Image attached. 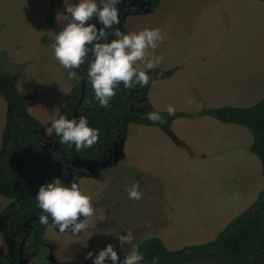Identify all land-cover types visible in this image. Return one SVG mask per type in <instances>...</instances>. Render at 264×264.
Segmentation results:
<instances>
[{"label": "rangeland", "instance_id": "rangeland-1", "mask_svg": "<svg viewBox=\"0 0 264 264\" xmlns=\"http://www.w3.org/2000/svg\"><path fill=\"white\" fill-rule=\"evenodd\" d=\"M53 1L0 0V66L14 72L26 93L38 91L45 131L58 119L67 90L74 86L68 70L54 58L57 35L46 19ZM61 1L58 20L68 24ZM137 1L142 5L147 0ZM125 14V34L161 31L164 41L149 49L148 57L161 62L148 74L170 73L153 78L147 96L134 104L136 109L151 105L166 111L172 105L176 111L196 113L225 105L249 107L264 97L261 0H163L155 11L143 6ZM137 66L147 71L143 63ZM10 116L0 93V153ZM252 142L248 128L209 115L182 116L172 123L170 133L158 125L130 124L126 138L116 144L117 161L98 175L83 170L75 174L95 210L91 227L78 235L49 227L45 238L53 246L50 251L43 246L41 262L94 264L108 244L124 258L130 247L122 249L117 235H127L126 230L132 231L136 245L158 236L172 249L214 239L264 187ZM133 185L142 193L140 200L128 197L126 189ZM10 201L0 194V220ZM1 229L0 224V254H7ZM89 252L92 259L86 258ZM185 264L224 263L203 258Z\"/></svg>", "mask_w": 264, "mask_h": 264}, {"label": "trees", "instance_id": "trees-1", "mask_svg": "<svg viewBox=\"0 0 264 264\" xmlns=\"http://www.w3.org/2000/svg\"><path fill=\"white\" fill-rule=\"evenodd\" d=\"M132 1L121 0L117 6L119 17L128 11L125 9L127 6L134 9ZM162 1L147 0V11H155ZM61 4V0H54L46 15L47 24L56 35L65 27L58 20ZM88 23L102 27L95 17ZM119 24L108 31L119 30ZM121 32H125L124 26ZM113 37H109V42ZM86 67L78 69L80 81L69 92L58 117L78 120L83 116L90 127L99 131L97 144L77 152L74 145L61 146L58 137L55 138L56 144L49 145V140L43 135L41 121L29 110L31 98L21 93L13 74L0 66V93L7 100L11 113L3 131L0 153V194L11 200L2 212L1 231L8 242V253L0 254V264H20L22 245L24 258L45 264L41 262L40 255L46 242V230L58 228L53 225L51 217L47 225L39 221L42 214L36 203L39 187L56 178L69 187L71 182L77 183L75 174L80 168L73 165V159L77 156L96 160L108 158L116 144L126 138L132 123L158 125L170 133L172 123L182 116L209 115L224 123L242 125L253 133L250 150L259 158L264 176V97L249 107L225 105L196 113L175 111L174 116L151 105L136 109L134 104L147 96L153 78L170 74L159 71L148 74L151 79L146 87L137 85L126 89L121 83L109 106L104 108L94 98ZM89 100L91 104L86 102ZM150 112H159L165 123L148 120L146 113ZM71 170L72 180L68 182ZM31 217L34 219L28 221ZM138 251L144 257L141 264H151L154 258L158 259V264H185L203 258L216 259L224 264H264V187L251 205L232 218L214 239L172 249L160 237L152 236L139 243ZM123 259L120 257L121 262ZM108 264L113 262L108 260Z\"/></svg>", "mask_w": 264, "mask_h": 264}, {"label": "clouds", "instance_id": "clouds-1", "mask_svg": "<svg viewBox=\"0 0 264 264\" xmlns=\"http://www.w3.org/2000/svg\"><path fill=\"white\" fill-rule=\"evenodd\" d=\"M120 3L121 0H100L98 5L97 0H79L78 4H73L70 0H65L67 15L64 17L69 23L52 44L54 58L61 67L68 70L69 79H75V70L87 65L86 77L94 92V98L104 108L109 106L121 83L126 89L137 85L149 86L151 78L148 72L161 62L160 58H148L151 55L149 49L155 50L164 41L159 29H144L128 34L119 30L108 31L120 23L117 7ZM93 17L102 27L97 28L96 24L88 23ZM110 36L116 38L109 42ZM138 63H143L147 71L136 67ZM86 102L91 104L90 100ZM166 111L169 116H174L176 110L169 105ZM146 118L153 123H165L159 112L146 113ZM53 133L58 137L61 146L74 145L77 152L92 148L99 142L100 135L97 129L89 126L83 116L78 120L61 116L52 121L46 134L52 136ZM126 192L129 199L142 198L138 185L127 188ZM36 203L42 211L40 223L47 225L51 217L53 225L61 233L70 229L73 235H78L91 227V217L95 210L91 199L75 181L71 182L70 187L65 186L59 178L41 185L36 195ZM81 216L85 219L81 220ZM126 231L127 235H117L122 249L126 244L130 247L123 261H120L114 245L108 244L95 256L94 264H106L107 260H111L113 264H141L144 261L138 245L134 244L132 231ZM86 258L92 259L93 253L89 252ZM151 264H158V259L154 258Z\"/></svg>", "mask_w": 264, "mask_h": 264}, {"label": "water", "instance_id": "water-1", "mask_svg": "<svg viewBox=\"0 0 264 264\" xmlns=\"http://www.w3.org/2000/svg\"><path fill=\"white\" fill-rule=\"evenodd\" d=\"M124 19H125V15L122 14L120 16V24H119V30L120 31L123 27ZM115 38L116 37L114 36L113 39H115ZM83 82H84V78H83ZM115 149H116V147L114 148V150ZM116 160H117V157H114V159L112 160L111 156L105 160H96V159H92V158H81V157L77 156L73 159L72 163H73V165L85 168L87 170V172L90 173L91 175H98L102 168L108 167L109 165H111L113 163V161H116ZM72 175H73V172L71 170L68 180L71 179ZM33 219H34V217H31L29 220H33ZM28 221L26 224H28ZM26 237H27V235H26ZM22 247H23V245L21 246L20 264H25L26 262L29 261V259L23 257Z\"/></svg>", "mask_w": 264, "mask_h": 264}, {"label": "crops", "instance_id": "crops-1", "mask_svg": "<svg viewBox=\"0 0 264 264\" xmlns=\"http://www.w3.org/2000/svg\"><path fill=\"white\" fill-rule=\"evenodd\" d=\"M62 25H64V26H66L67 24H62ZM4 68V67H3ZM11 73L13 74V76H14V79H15V83H16V85L18 86V88H19V90L21 91V93L22 94H24L25 96H28V97H30L31 98V104H30V108H29V110H30V112L33 114V115H35L40 121H41V123H43V121L40 119V116H39V109H38V91L36 90V89H34V90H27V91H29L28 93H26L25 92V90H24V87L21 85V84H23L21 81L19 82V79L18 78H16V75L14 74V72L11 70ZM71 80V79H70ZM72 81H73V83H74V85L75 84H77V82H79L80 81V73H79V70H77V77L75 78V79H72ZM74 87V86H73ZM72 89V88H71ZM71 89H68L67 90V93L69 94V92L71 91ZM34 92V93H33ZM68 96V95H67ZM66 99H67V97H66ZM60 100L62 101V93H61V95H60ZM65 102H66V100H65ZM65 102H64V105H65ZM64 107V106H63ZM32 108L34 109L35 108V111H32ZM63 109V108H62ZM61 109V110H62ZM61 112V111H60ZM60 114V113H59ZM10 118V117H9ZM8 118V119H9ZM8 119L6 120V122H5V124L7 123V121H8ZM43 125H44V123H43ZM49 126H51V125H49ZM43 127V126H42ZM48 128V127H47ZM46 128V129H47ZM4 131V130H3ZM42 131H43V135H44V137L46 138V139H48V138H53V137H55L56 135H55V133H53L52 134V136H49V135H47L46 134V131H45V129L43 130L42 129ZM117 149V148H116ZM118 159V158H117ZM117 161V160H116ZM46 239V238H45Z\"/></svg>", "mask_w": 264, "mask_h": 264}, {"label": "flooded vegetation", "instance_id": "flooded-vegetation-1", "mask_svg": "<svg viewBox=\"0 0 264 264\" xmlns=\"http://www.w3.org/2000/svg\"><path fill=\"white\" fill-rule=\"evenodd\" d=\"M131 5L132 6H134V9L133 8H130L129 6H127L125 9L126 10H128L126 13H128V12H132V11H134V12H138V9L139 8H141V7H143V6H147V1H145L142 5H139V2L137 1V0H133L132 1V3H131ZM147 9V8H146ZM124 15H126V14H124ZM56 136L55 137H53V138H48V139H46V140H49V145H51V144H56L57 143V141H56ZM117 151H119V149L117 148V149H115V150H113L112 152H111V154L109 155V157L111 156L112 157V160L114 159V157H115V155H117ZM108 157V158H109ZM107 159V158H106ZM105 160V159H104ZM113 162H115V161H113ZM74 166H76V165H74ZM76 167H78V168H80L79 170H83L84 172H87V170L85 169V168H83V167H79V166H76ZM79 170H77V171H79ZM88 173V172H87ZM90 174V173H89ZM69 178V177H68ZM72 180V177H71V179H67V181L69 182V181H71ZM29 220V219H28ZM26 223H27V221H26ZM0 224H1V226L3 225V221H2V215H1V220H0ZM46 240V239H45ZM52 244L51 243H48L47 242V240H46V242H45V248H47L48 249V251H50L51 249H52ZM20 254H21V252H20ZM50 254V253H49ZM48 254V255H49ZM51 258L53 259V257L51 256ZM29 259V261L28 262H26L25 264H34L35 262H34V260L33 259H31V258H28Z\"/></svg>", "mask_w": 264, "mask_h": 264}]
</instances>
